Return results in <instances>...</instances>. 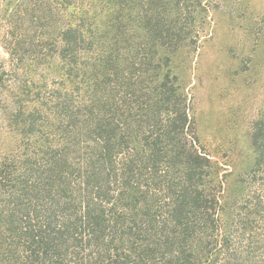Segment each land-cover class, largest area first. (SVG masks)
Here are the masks:
<instances>
[{
  "label": "rangeland",
  "instance_id": "rangeland-1",
  "mask_svg": "<svg viewBox=\"0 0 264 264\" xmlns=\"http://www.w3.org/2000/svg\"><path fill=\"white\" fill-rule=\"evenodd\" d=\"M122 5L130 25L139 21L135 9L151 7L152 22L163 31L159 42L168 50L160 59V48L152 53L151 44L137 41L138 58L147 51L152 57L134 69L127 65L132 110L144 119L156 113L174 120L172 131L167 136L163 129L154 164L132 144L102 156L94 135L74 139L78 121L66 117L76 106L62 99L56 79L24 86L42 106H35L32 127L25 115L15 116L14 94L0 96V264H264V171L251 166L264 145V0ZM3 57L0 48V70ZM158 72L166 74L168 103L156 102ZM156 131L162 133L161 127ZM60 155L69 165L70 199L44 200L35 188L44 164ZM191 160L200 165L187 183ZM86 184L99 229L59 214L63 200L77 205ZM195 184L203 190L199 207L191 202L198 196ZM49 207L52 217L44 227Z\"/></svg>",
  "mask_w": 264,
  "mask_h": 264
},
{
  "label": "trees",
  "instance_id": "trees-1",
  "mask_svg": "<svg viewBox=\"0 0 264 264\" xmlns=\"http://www.w3.org/2000/svg\"><path fill=\"white\" fill-rule=\"evenodd\" d=\"M133 13L139 21L130 25L131 18L122 0H0V48L6 55L1 61L0 96H6L8 92L14 94L10 97L15 116L25 115L32 127L39 114L35 106H40V110L42 106L38 99L28 98L26 88L29 83L32 86L35 79L46 81L54 78L59 81V86L62 85V99L76 106V110L66 117L67 120L78 121L74 139L86 134L90 140L94 135L98 138L97 148L102 149V156L109 152L117 153L132 144L147 153V160L156 163L155 155L159 153L162 142L160 138L165 135L163 129L166 128L168 136L174 120H162L156 113L146 119L135 114L129 101L135 95L132 92L127 97L129 91L124 80L128 74L127 65L131 69L140 66L143 60L152 57L148 54L149 50L156 53V49L160 48V59L167 55L168 50L159 42L163 31L152 22L155 15L153 9H135ZM137 41L146 46L151 44L142 58H138L140 50ZM165 78L166 74L160 72L153 78L156 102L168 103L170 100ZM65 83L68 86L64 87ZM51 99L48 102L55 107L56 99ZM134 117L139 120H134ZM184 119L187 121L186 117ZM159 126L162 133L154 134ZM257 136L255 132L253 146ZM67 139L69 137L63 140L67 142ZM66 145L62 143V150ZM196 159L208 163V159L202 156ZM199 165L196 160L188 161L184 173L187 183L194 179ZM44 166L45 176L41 178L39 190H35L44 200L54 201L55 196L66 195L71 186L64 171L69 165L60 155L57 159L53 156ZM251 166H260L264 171V145L260 151H255ZM199 185H193L198 196L191 202L196 207H199L198 197L203 191ZM87 195V184L74 200L77 205H64V200L70 199L66 195L63 206L58 208L59 214L76 218L81 225L99 229L100 218L89 208L91 199H86ZM45 210L48 214L44 217V227H49L52 217L50 207ZM56 241L61 242V237L58 236ZM41 243L47 253L49 241Z\"/></svg>",
  "mask_w": 264,
  "mask_h": 264
}]
</instances>
